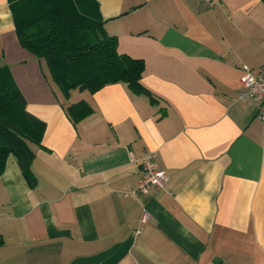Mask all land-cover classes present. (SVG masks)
Segmentation results:
<instances>
[{"label": "crops", "instance_id": "crops-1", "mask_svg": "<svg viewBox=\"0 0 264 264\" xmlns=\"http://www.w3.org/2000/svg\"><path fill=\"white\" fill-rule=\"evenodd\" d=\"M96 1L152 101L120 81L65 98L0 0V66L45 124L35 186L12 154L0 175V264H264V120L237 99L264 63L263 0ZM148 152L168 181L135 193Z\"/></svg>", "mask_w": 264, "mask_h": 264}, {"label": "trees", "instance_id": "trees-1", "mask_svg": "<svg viewBox=\"0 0 264 264\" xmlns=\"http://www.w3.org/2000/svg\"><path fill=\"white\" fill-rule=\"evenodd\" d=\"M19 42L47 64L51 79L65 98L71 89L95 92L106 84L123 82L135 94H152L141 83L142 59L118 53L117 39L103 28L96 0H8ZM264 2V0H263ZM76 124L92 112L84 100L64 108ZM45 124L25 108V99L8 69L0 66V175L12 154L30 186L34 152Z\"/></svg>", "mask_w": 264, "mask_h": 264}, {"label": "built area", "instance_id": "built-area-1", "mask_svg": "<svg viewBox=\"0 0 264 264\" xmlns=\"http://www.w3.org/2000/svg\"><path fill=\"white\" fill-rule=\"evenodd\" d=\"M241 69L240 90L237 99L260 103L261 107L255 116L260 120H264V63L257 74L253 73L247 65H242ZM154 156L153 152H148L141 157L142 176L134 190L135 193H147L152 187L164 188L166 186L168 181L167 172L155 165ZM147 218L148 213L143 211L139 222L144 223Z\"/></svg>", "mask_w": 264, "mask_h": 264}]
</instances>
